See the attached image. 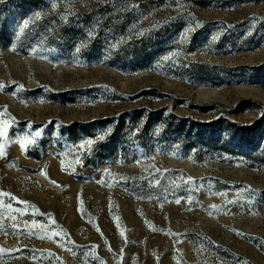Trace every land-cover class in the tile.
I'll use <instances>...</instances> for the list:
<instances>
[{"label":"rangeland","instance_id":"374dc122","mask_svg":"<svg viewBox=\"0 0 264 264\" xmlns=\"http://www.w3.org/2000/svg\"><path fill=\"white\" fill-rule=\"evenodd\" d=\"M5 126L0 264H264V0H0Z\"/></svg>","mask_w":264,"mask_h":264},{"label":"snow or ice","instance_id":"6c2138e0","mask_svg":"<svg viewBox=\"0 0 264 264\" xmlns=\"http://www.w3.org/2000/svg\"><path fill=\"white\" fill-rule=\"evenodd\" d=\"M39 15H40V14L38 13V14H37V18H39ZM27 25H28V22L25 21V27H27ZM141 34H142V33H141ZM173 55H175V54H173ZM6 131H7V127L5 126V128H4L3 130H0V136L6 135ZM39 134H40V133L37 132V135H39ZM103 138H104V136L102 135V136L100 137V139H103ZM32 142L34 143V141H32ZM28 143H29L28 140L23 141V144H24L25 146H27ZM85 143L89 146V149H90V147L95 143V141H93V140L90 139V140H87ZM83 146H84V145H81V147H83ZM0 154H3V145H0ZM192 179H193V178L189 177V178H188L189 182H191ZM249 188H250V186H249ZM8 195H10V194H9V193H3V192H0V196H8ZM176 202L179 203L180 201L177 200ZM20 203L28 204L29 202H27V201H20ZM6 207L9 208V209H11V208H12V205H11V204H8V205H6ZM13 211H15V210H13ZM20 211H23V210H20ZM13 219H15V216H13ZM50 219H51L52 224H56L55 219H53V218H51V217H50ZM31 223H32V227H31V228H28V231H29V232H32L33 229L37 227V222H36L35 220H33ZM0 228H2V225H0ZM11 228H12L13 230H19V225H17V224H12V225H11ZM121 234L123 235V232H122ZM59 235H60V233H58V232H53V233H51V235H50L48 238H54V237H57V236H59Z\"/></svg>","mask_w":264,"mask_h":264}]
</instances>
